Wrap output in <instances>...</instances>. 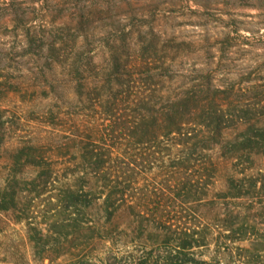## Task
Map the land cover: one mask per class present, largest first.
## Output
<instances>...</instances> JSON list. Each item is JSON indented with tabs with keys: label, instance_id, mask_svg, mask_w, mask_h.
<instances>
[{
	"label": "trees",
	"instance_id": "obj_1",
	"mask_svg": "<svg viewBox=\"0 0 264 264\" xmlns=\"http://www.w3.org/2000/svg\"><path fill=\"white\" fill-rule=\"evenodd\" d=\"M124 3L131 7V0H57L60 7L47 11L55 19L70 16L80 49L90 45L93 20ZM9 16L16 25L28 19L16 8ZM141 36L135 55L120 50L123 39L96 73L87 57L86 70L97 81L87 90L85 126L67 138L65 152L57 147L59 161L51 162L41 146L13 151V177L0 188V211L16 206L12 181L27 168L36 173L34 183L55 191L46 229L24 219L38 254L66 247L65 255L81 261L102 245L104 264H209L211 250L216 264H264V85L219 86L201 70L185 83L174 58L161 56L155 41ZM25 38L29 46L40 39L29 29ZM164 44L180 45L174 39ZM47 46L48 64L68 62L55 41ZM84 55L76 52L69 67L80 97L86 83L77 63ZM228 132L234 136L226 140ZM216 148L231 164L219 192L213 191ZM94 212L103 220H93ZM122 216L128 222L120 230Z\"/></svg>",
	"mask_w": 264,
	"mask_h": 264
},
{
	"label": "rangeland",
	"instance_id": "obj_2",
	"mask_svg": "<svg viewBox=\"0 0 264 264\" xmlns=\"http://www.w3.org/2000/svg\"><path fill=\"white\" fill-rule=\"evenodd\" d=\"M131 2V7L124 3L103 15V19L93 20L88 29L90 45L79 49L81 39L69 25L70 16L55 19L47 11V7H60L57 0H0V188L12 180L10 156L18 148L41 146L51 162L60 160V156L56 157L57 147L63 145L59 150L65 152L67 138L77 127L85 126L89 118L87 90L94 87L97 78L86 70L87 57L93 58V72L105 68L111 51L119 49L123 39L125 47L120 50H125L126 57L141 48V35L147 42L153 39L161 56L174 58V68L185 76V83L201 70L210 73L219 86L234 83L245 89L251 83L264 85V0ZM14 8L28 15L22 25L14 24L9 16ZM26 29L38 32V45H28ZM169 39L180 45L165 47ZM51 41L57 43L56 50L68 62L48 64L45 57L50 53L47 44ZM79 51L85 53L77 63L84 71L83 97L75 92L76 80L69 68ZM233 136L228 132L224 139ZM213 155L219 163L213 191L219 192L226 187L231 164L217 148ZM257 165L263 166L262 162ZM35 176L27 168L19 172L12 181L18 193L16 206L0 211V264H104L106 250L102 245L91 247L81 261L65 255L69 253L66 247L61 253L53 247L36 253L24 219L28 216L46 229L54 215L51 200L55 191L50 185L43 188L37 181L34 183ZM92 219L103 220L97 212ZM118 222L121 230L128 221L122 216ZM207 255L215 258L212 250ZM212 259L209 264H216L217 259ZM223 264L235 263L227 259Z\"/></svg>",
	"mask_w": 264,
	"mask_h": 264
}]
</instances>
